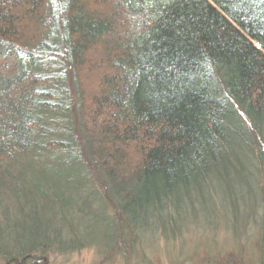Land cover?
Returning a JSON list of instances; mask_svg holds the SVG:
<instances>
[{
  "label": "trees",
  "instance_id": "1",
  "mask_svg": "<svg viewBox=\"0 0 264 264\" xmlns=\"http://www.w3.org/2000/svg\"><path fill=\"white\" fill-rule=\"evenodd\" d=\"M257 193L264 0H0L4 264L172 237Z\"/></svg>",
  "mask_w": 264,
  "mask_h": 264
},
{
  "label": "rangeland",
  "instance_id": "2",
  "mask_svg": "<svg viewBox=\"0 0 264 264\" xmlns=\"http://www.w3.org/2000/svg\"><path fill=\"white\" fill-rule=\"evenodd\" d=\"M244 200L246 205L240 202L234 209L214 200L218 214L210 220L199 216L182 221L172 237L142 234L138 244L127 241L107 255L95 246L50 253L47 264H264V196Z\"/></svg>",
  "mask_w": 264,
  "mask_h": 264
}]
</instances>
